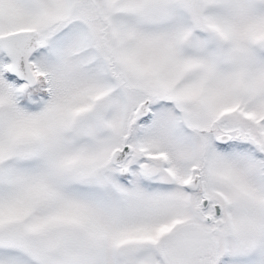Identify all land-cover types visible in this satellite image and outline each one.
Wrapping results in <instances>:
<instances>
[{"label":"snow or ice","instance_id":"obj_1","mask_svg":"<svg viewBox=\"0 0 264 264\" xmlns=\"http://www.w3.org/2000/svg\"><path fill=\"white\" fill-rule=\"evenodd\" d=\"M0 264H264V0H0Z\"/></svg>","mask_w":264,"mask_h":264}]
</instances>
